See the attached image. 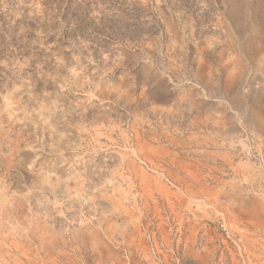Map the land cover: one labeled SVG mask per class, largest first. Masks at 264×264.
Masks as SVG:
<instances>
[{
	"label": "rangeland",
	"instance_id": "rangeland-1",
	"mask_svg": "<svg viewBox=\"0 0 264 264\" xmlns=\"http://www.w3.org/2000/svg\"><path fill=\"white\" fill-rule=\"evenodd\" d=\"M264 0H0V264H264Z\"/></svg>",
	"mask_w": 264,
	"mask_h": 264
},
{
	"label": "crops",
	"instance_id": "crops-1",
	"mask_svg": "<svg viewBox=\"0 0 264 264\" xmlns=\"http://www.w3.org/2000/svg\"><path fill=\"white\" fill-rule=\"evenodd\" d=\"M262 62L264 63V56H262ZM261 83H259L260 85H261V87H262V84L264 83V72L263 73H261ZM263 105H264V101H263V103H262Z\"/></svg>",
	"mask_w": 264,
	"mask_h": 264
}]
</instances>
